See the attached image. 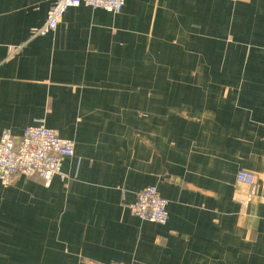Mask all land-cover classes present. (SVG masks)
<instances>
[{"label": "crops", "instance_id": "obj_1", "mask_svg": "<svg viewBox=\"0 0 264 264\" xmlns=\"http://www.w3.org/2000/svg\"><path fill=\"white\" fill-rule=\"evenodd\" d=\"M53 1L0 0V136L74 143L49 185L0 184V264H264V0L80 5L32 37ZM146 186L166 223L130 214Z\"/></svg>", "mask_w": 264, "mask_h": 264}, {"label": "built area", "instance_id": "obj_2", "mask_svg": "<svg viewBox=\"0 0 264 264\" xmlns=\"http://www.w3.org/2000/svg\"><path fill=\"white\" fill-rule=\"evenodd\" d=\"M124 3L125 0H54L44 24L31 28L30 34L35 37L54 32L65 12L72 7L84 5L119 13ZM13 50L18 51L19 47ZM73 155V141L60 138L55 130L43 124L26 127L20 136L4 130L0 136V184L7 186L22 175L38 176L49 185L54 176L63 177L62 163ZM236 180L253 187L256 176L241 169L236 173ZM128 209L131 215L142 220L164 224L168 219V201L159 195L155 186L140 190Z\"/></svg>", "mask_w": 264, "mask_h": 264}]
</instances>
